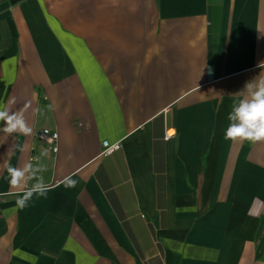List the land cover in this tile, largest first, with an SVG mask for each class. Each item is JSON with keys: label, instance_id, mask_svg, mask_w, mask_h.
Here are the masks:
<instances>
[{"label": "crops", "instance_id": "obj_1", "mask_svg": "<svg viewBox=\"0 0 264 264\" xmlns=\"http://www.w3.org/2000/svg\"><path fill=\"white\" fill-rule=\"evenodd\" d=\"M261 65L264 0H0V264H264V141L224 138Z\"/></svg>", "mask_w": 264, "mask_h": 264}, {"label": "clouds", "instance_id": "obj_2", "mask_svg": "<svg viewBox=\"0 0 264 264\" xmlns=\"http://www.w3.org/2000/svg\"><path fill=\"white\" fill-rule=\"evenodd\" d=\"M261 67H264L261 65ZM240 99L228 113V127L224 132V138L232 142L249 141L252 143L264 141V76H259L245 84ZM0 121L4 126L0 131L9 135L22 133L28 135L32 129L26 123L22 113H9L7 109L0 110ZM47 155V152L42 153ZM39 161V157L35 158ZM43 167H34L31 162L23 167L8 166L10 184L13 188H24L28 180L36 179L37 182L23 192L16 200V207L23 210L32 200L33 196L46 197L49 191L44 183L43 176L36 177L37 172H43ZM66 188H74L78 183L71 177H65L62 181Z\"/></svg>", "mask_w": 264, "mask_h": 264}, {"label": "built area", "instance_id": "obj_3", "mask_svg": "<svg viewBox=\"0 0 264 264\" xmlns=\"http://www.w3.org/2000/svg\"><path fill=\"white\" fill-rule=\"evenodd\" d=\"M170 130H166L164 134V139L167 140L170 138L173 134H169ZM36 136L38 140L43 142L44 146L48 151L55 154L57 152V139H58V133L56 131H52L48 128H43L36 132ZM120 149L119 143L114 144H108L106 142H103V150L101 152L102 155L108 156ZM37 155L33 154L30 156L29 161L31 163H36L37 160L35 159Z\"/></svg>", "mask_w": 264, "mask_h": 264}, {"label": "bare ground", "instance_id": "obj_4", "mask_svg": "<svg viewBox=\"0 0 264 264\" xmlns=\"http://www.w3.org/2000/svg\"><path fill=\"white\" fill-rule=\"evenodd\" d=\"M169 134H173L171 130L169 131Z\"/></svg>", "mask_w": 264, "mask_h": 264}]
</instances>
